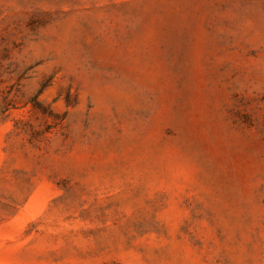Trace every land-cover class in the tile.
Here are the masks:
<instances>
[{
    "label": "rangeland",
    "instance_id": "1",
    "mask_svg": "<svg viewBox=\"0 0 264 264\" xmlns=\"http://www.w3.org/2000/svg\"><path fill=\"white\" fill-rule=\"evenodd\" d=\"M0 264H264V0H0Z\"/></svg>",
    "mask_w": 264,
    "mask_h": 264
}]
</instances>
